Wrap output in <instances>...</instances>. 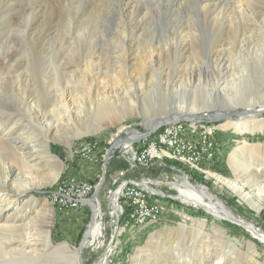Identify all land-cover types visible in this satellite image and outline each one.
Here are the masks:
<instances>
[{"label":"rangeland","instance_id":"1","mask_svg":"<svg viewBox=\"0 0 264 264\" xmlns=\"http://www.w3.org/2000/svg\"><path fill=\"white\" fill-rule=\"evenodd\" d=\"M174 28L184 31L174 51L179 62L171 63L173 54L159 50L156 61L165 63L167 73L144 66L142 83L134 61L139 40H161ZM193 63L205 66L201 72L210 76L197 89L181 79ZM223 87L226 95L219 92ZM201 101L207 107L201 112L174 115L177 108ZM241 106H264V0H0V139L10 131L11 144L33 148L35 161L24 177L37 187L24 198L29 210L22 224L34 234L40 254L20 260L10 252L9 243L17 246L22 230L2 219L0 264H58L52 255L57 250H64L68 264H77V257L79 264H99L103 258L105 264H264V243L244 226L192 205L179 193H188L183 181L203 188L264 234V197L256 196L264 190V127L236 130L232 124ZM249 116L244 119L264 121V110ZM160 123L182 124L196 140L199 127L214 128V159L193 169L169 160L131 170L129 147ZM84 143L99 145L95 175L78 174L76 150ZM111 162L122 166L108 167ZM2 163L19 172L16 160L0 148L1 173ZM67 167L96 189L84 212L62 216L44 193L63 180ZM129 180L163 207L160 221L134 225L120 200L122 214L110 216L115 190ZM92 200H99L102 235L89 243ZM62 257L59 253V264H67Z\"/></svg>","mask_w":264,"mask_h":264},{"label":"bare ground","instance_id":"2","mask_svg":"<svg viewBox=\"0 0 264 264\" xmlns=\"http://www.w3.org/2000/svg\"><path fill=\"white\" fill-rule=\"evenodd\" d=\"M204 6L205 7H203L202 10L207 11V4ZM159 7H160V4L158 3L157 8H159ZM242 11H243V15H245L247 13V11H245V10H242ZM253 17H255V16H253ZM182 32H184V31H182V29L174 28V30L171 32H168L167 35H165V37H163V38L161 37L162 38L161 40L159 39L157 41L156 38L150 39V40H145V39L139 40L134 61L135 60L137 61V66L139 68V71L141 72L140 77L142 78L141 79L142 83L147 78V76L145 74V68L146 67H144V66H148L150 69L155 70L153 73H156L158 71L160 73L161 72L167 73V72H164V69L166 68V67L165 68L163 67V66H165L164 62H163L164 64H162V62H161V64L159 65L160 67L158 66V64L160 63V62L158 63V61H156L158 52H159V50H160V52H161V50L163 51V49L165 48L164 53H167L168 57H171L173 54V57H171L172 58L171 60H173V61H170V62L174 63V61H175L174 59L177 60V58H175L176 54L174 51L177 49V47H179L177 41L182 37L181 36ZM124 33H126V30L123 31L122 34L120 35V39H121L120 44H123L125 39L127 38V35ZM172 41L174 42L173 44H172ZM159 47H160V49H159ZM118 49H116V50H118ZM118 51H117V53H118ZM170 62H168V63H170ZM197 64L198 63H193V65H191V66L187 65L185 67L187 71H185L181 75V79H184V81L188 82V84H190V85L195 84L196 89H197V87H199L201 85L200 83H201L202 78L205 77L204 79H207L208 77H210V76H203V72H201L200 68L204 69L205 66L199 67L200 65H197ZM157 66H158V68L156 69ZM176 66H177V63H176ZM119 67L120 66H118V68ZM195 71H197L198 73H196L194 75ZM167 75H169V74H167ZM174 79L169 80V82L171 83ZM181 92H182V90L178 91L177 93H181ZM219 92L222 94L224 92H226L225 87L221 88ZM194 93H196V92H194ZM223 95H226V94H223ZM236 95L237 94H235L234 96L236 97ZM234 96H231V97L235 98ZM201 102L200 103L199 102L192 103V105L190 107H187V108L179 107L176 110H174L175 114H174V112L171 114L176 115L179 113H181V114L184 113L186 115H189L188 113L192 114V113L201 112V110H204L207 108V107L204 108V106H203L204 103L203 102L201 103ZM179 103L182 105L185 104L183 98L181 99V101ZM22 106H23V108L28 107V103L26 101H24V102H22ZM209 107H210V105H209ZM234 108H239V106H237V107L234 106ZM241 108L243 110H240L242 112H240L241 114L239 115V117L236 118L237 122L232 124V126L236 130L253 132L259 128L264 127V121H257L256 122V121H251V120L247 119L250 117L249 115L255 113L256 111L264 110V106H258L256 108H250V107L244 108V106H241ZM225 110H227V109H225ZM229 110H231V108L227 110L228 113L230 112ZM38 114H40V113H38ZM233 114H235V112ZM29 116H30V114H29ZM246 116H249V117L244 119ZM176 123H178V122H176ZM176 123H174V124H176ZM174 124H172V125H174ZM172 125H168V126L165 125V127H163L161 130L159 129L160 130L159 132H156L152 136H150L147 139V142H148L147 143V150H154V147L157 145V141H159L160 138L165 136V140H161L162 141V147H169V148H160V158L164 159V164H165V162H168L169 160H171V162L174 161L176 163L185 165V166L193 169V168L199 167L200 164H202L206 159H209V157H210V160L214 159V154H215V151L217 148V141L215 140V131L216 130L214 128H212V127L209 128V127H205V126L198 128V130L196 132L197 140L194 138H192V140H191L193 153L190 155V157H191V160H190V159H185L181 155H178L179 145H172V141L176 140L178 136L189 135L187 132V128L185 126H183L182 124H177L176 126H172ZM9 133H10V131H9ZM9 133H8V135L6 134L7 135L6 137L4 136V137H2V139H0V148L3 150L4 155H6L9 159L16 160L18 168H19V170H18L19 172L17 173V169L8 163H2V165H1L2 173L0 171V218H1L0 222L3 219V222H5V223L6 222L12 223L11 228L22 230V233H20V235H19L20 240H19L18 245L17 246H15V245L11 246V244L9 243L8 247H11L9 251L13 252L14 254L21 257L20 260L24 259V258H31V259L34 258L35 259V258H38V256L40 254L38 253V249H36L37 245H35V242L33 241V240H35L34 234L28 229V227H26L25 225L22 224L24 222V219L27 216L26 212H28V210H29V208L24 207V205L28 203V201L24 200V198L27 196V194L31 190V188L34 189L35 187H37V185H30L29 183H27V181L25 179L26 177H24V175L27 174L28 171H30V168L32 167L31 163L35 161L34 157H32L30 155V154H32L31 152H32L33 148L27 147L25 145L27 143L21 144V145H19L17 143L11 144V142H13V140L10 141ZM19 141H21V140H18V142ZM182 141H183V147H191V141L190 140H182ZM207 142H208V147L205 148V146H207ZM99 149L100 148H99L98 144H96V148L84 149V156L78 157L77 158L78 162L87 163V165H88L87 157H95L96 156V159H97L96 163H97V161L99 160L98 159L99 153H100ZM237 150L238 149L234 148L233 151L231 152V155L233 156V154H235ZM100 157H101V159H103L105 161L104 154L101 155ZM219 181H221L225 185L226 184L232 185V183L230 184V182H228L227 180L223 181L220 179ZM179 184H180V182H179ZM181 187H187L186 189H188L187 194L183 190L179 191L181 197L185 198L192 205H197V206H199V207H201V208H203L209 212H212L214 215L218 216L219 218H222L225 221H230L232 223L234 222L241 227L244 226V229L246 231H248L250 234H252V236H254L257 240L264 243V234L260 230L256 229L252 225V223L250 224L249 222H247L245 220H241V219L237 218L227 207L222 205V203L217 201L211 194H209V192L207 190H205L203 188H199V187H194V188L188 187V184L185 181L182 182ZM232 188H235V190L237 189L234 185H232ZM95 189H96V186H94L93 184H89L85 190L86 198H88V196H90L91 193H93V190L95 191ZM237 191H239V193H241L239 188L237 189ZM145 192H146V190L145 191H139L138 193H133V196H129V197L124 198V207L129 212V217H128L129 220L128 221L133 223L134 225L144 226L146 224H155L158 221H160V219H161V215H157V211L164 213L163 207L160 206L157 202H149L147 200V195ZM117 194H118V192H116L115 195H113V199L111 202L112 209H111V215L110 216H113V217L118 212H120V210H122L121 207H118L119 205H118V201L116 199ZM256 196L258 198L264 197V190L259 189L256 192ZM250 201L252 202V200H250ZM90 203H91V208L93 209V218L91 221L92 222L91 226L87 232L86 238H88L90 240L89 243H93L94 241H97L100 238V236L102 235L101 234L102 224L99 220H97L98 215H100V213H101V208H100L99 200H97V201L92 200ZM252 203L255 204L254 202H252ZM144 207H147V208H146V210L141 212V219L136 220V216H137V214H139V209H144ZM257 209H259V207H257ZM122 212H123V210L121 211V214H122ZM16 223L18 225H15ZM2 229L3 228L0 227V230H2ZM3 230H5V229H3ZM6 231H8V230H6ZM3 232H5V231H3ZM46 244H48V243H46ZM12 247H14V248H12ZM1 253H3V249H1ZM59 253L61 256L63 255V257L60 259L61 262H64L63 261V259H64L65 262H67V264H68L69 259H67L65 257L64 250H57L54 253H52V255L54 256V260H56V262L59 264ZM2 258H3V256H2ZM77 259H76L77 264H79V257H77ZM105 260H106V258H103L99 262V264H105ZM178 262H179V260H178ZM25 263H26V261H25Z\"/></svg>","mask_w":264,"mask_h":264},{"label":"built area","instance_id":"3","mask_svg":"<svg viewBox=\"0 0 264 264\" xmlns=\"http://www.w3.org/2000/svg\"><path fill=\"white\" fill-rule=\"evenodd\" d=\"M192 138L193 135H183L178 136L176 140L172 141V145H179V153L178 155H181L185 159H190V155L193 153L192 151ZM165 140V136L160 138L159 141H157V145L154 147V150H147V138L139 139L136 141L135 145H131L129 147V167L131 170H145L149 168L152 165H161L164 164V159L160 158V148H169V147H162V141ZM182 140H190L191 141V147H183V141ZM97 143H84L80 144L78 150H76V159L80 156H84V149L86 148H96ZM208 147V142L207 146ZM88 159V165H85L83 167H80V171L78 174L84 175L86 172L88 174L95 175L96 174V156L95 157H87ZM205 162H210L209 159H206ZM84 172V173H83ZM105 172V168H104ZM103 172V174H104ZM66 176L63 178V180L57 184L53 189L45 192L48 201L53 206L56 213L62 216H67L71 213H81L84 211L87 206V202L89 201V198H86V188L89 184H92V182H87L83 180H78L76 172H73L70 170V167H67ZM77 175V176H76ZM119 175L124 176V172H120ZM143 180V179H142ZM149 182L148 180H146ZM146 188V187H145ZM147 189H144L139 182L135 181H127L122 183L116 192H118L116 199L117 201H121L124 205V198L133 196V193H138L139 191H145ZM148 191V190H147ZM153 195V194H152ZM119 207V206H118ZM147 207H144V209H139V214L136 216V220L141 219V212L146 210ZM165 213L157 211V215H164Z\"/></svg>","mask_w":264,"mask_h":264},{"label":"water","instance_id":"4","mask_svg":"<svg viewBox=\"0 0 264 264\" xmlns=\"http://www.w3.org/2000/svg\"><path fill=\"white\" fill-rule=\"evenodd\" d=\"M261 111H263V110H261ZM196 119H198V118L196 117ZM165 125H168V124H165V123H160L159 125L156 124V126L150 132L144 134L142 137H140V139H144V138H148V137L152 136L154 133H156L160 128L164 127ZM117 155H118V152L114 154V156H117ZM106 159H107V161H109V158H106Z\"/></svg>","mask_w":264,"mask_h":264},{"label":"trees","instance_id":"5","mask_svg":"<svg viewBox=\"0 0 264 264\" xmlns=\"http://www.w3.org/2000/svg\"><path fill=\"white\" fill-rule=\"evenodd\" d=\"M161 129H162V128H161ZM161 129H160V130H161ZM160 130H159V131H160ZM159 131H158V132H159ZM115 165H116V168H120L119 166H122V165H120V164H116V162H111V163L109 164L108 167H112V166H113V167L115 168ZM147 200H148V201L150 200V196L147 197ZM149 202H151V201H149ZM124 213L127 214V220H129V218H128V217H129V212H128L127 210H125ZM260 216L263 217V216H264V213H262V215L260 214ZM260 216H259V217H260ZM199 217H205V215H203V213L199 212Z\"/></svg>","mask_w":264,"mask_h":264},{"label":"crops","instance_id":"6","mask_svg":"<svg viewBox=\"0 0 264 264\" xmlns=\"http://www.w3.org/2000/svg\"><path fill=\"white\" fill-rule=\"evenodd\" d=\"M81 165H82V167H83V166H84V163H81ZM85 165H87V164H85ZM96 170H97V169H96ZM85 208H86V207H85ZM86 209H87V208H86ZM86 209H85V210H86ZM85 210H84V211H85ZM84 211H83V212H84ZM131 227H133V226H131Z\"/></svg>","mask_w":264,"mask_h":264}]
</instances>
